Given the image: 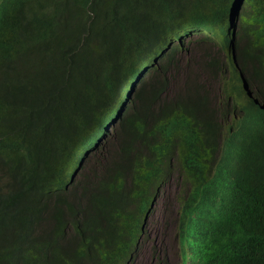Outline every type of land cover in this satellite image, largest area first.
<instances>
[{"label": "trees", "instance_id": "1", "mask_svg": "<svg viewBox=\"0 0 264 264\" xmlns=\"http://www.w3.org/2000/svg\"><path fill=\"white\" fill-rule=\"evenodd\" d=\"M174 177L183 264H264V0H0V264H131Z\"/></svg>", "mask_w": 264, "mask_h": 264}, {"label": "rangeland", "instance_id": "2", "mask_svg": "<svg viewBox=\"0 0 264 264\" xmlns=\"http://www.w3.org/2000/svg\"><path fill=\"white\" fill-rule=\"evenodd\" d=\"M107 130L106 139L113 134L112 125ZM183 188L184 185L174 177L157 196L153 212L147 220L146 234L142 237L131 264H182L179 241L175 235L185 198Z\"/></svg>", "mask_w": 264, "mask_h": 264}, {"label": "clouds", "instance_id": "3", "mask_svg": "<svg viewBox=\"0 0 264 264\" xmlns=\"http://www.w3.org/2000/svg\"><path fill=\"white\" fill-rule=\"evenodd\" d=\"M237 58V57H236ZM237 61H238V59H237ZM243 105H244V103L243 102H241V103H239L238 104V107L236 108V109H234V111H236L235 112V116L237 117V119H241V118H243V116H244V114H245V112L243 111ZM231 119H232V117H231ZM235 123V122H234ZM186 195H187V193H186ZM188 198V197H187ZM185 199V198H184ZM156 200V199H155ZM155 200L153 201V205L152 206H154V203H155ZM185 201L186 200H183V202H182V207H181V209H180V215H179V218H178V230H177V233H176V237H177V240L179 241V246H180V248H179V250H180V256H181V263L183 264V259H182V253H181V244H182V241H181V236H180V220H181V215H182V211H183V208H184V204H185ZM149 215V214H148ZM148 215H147V218H146V221H147V219H148Z\"/></svg>", "mask_w": 264, "mask_h": 264}, {"label": "water", "instance_id": "4", "mask_svg": "<svg viewBox=\"0 0 264 264\" xmlns=\"http://www.w3.org/2000/svg\"><path fill=\"white\" fill-rule=\"evenodd\" d=\"M234 55H235V58H236V52L234 51ZM236 60H237V58H236ZM145 75V74H144ZM143 75V76H144ZM139 84V82L135 85V88L137 87V85Z\"/></svg>", "mask_w": 264, "mask_h": 264}]
</instances>
